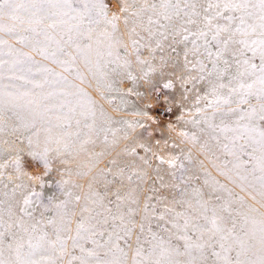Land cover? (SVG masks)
Segmentation results:
<instances>
[{"label": "rangeland", "instance_id": "1", "mask_svg": "<svg viewBox=\"0 0 264 264\" xmlns=\"http://www.w3.org/2000/svg\"><path fill=\"white\" fill-rule=\"evenodd\" d=\"M68 3L71 7L51 9L60 14L46 17L42 25L56 22L48 34L62 41L63 51L50 42L41 54L43 45H36L35 34L17 22L5 21L9 27L16 25L13 33L0 32V40L5 41L0 44V84L10 86L6 91L28 94L15 103H0V215L5 221L0 225V259L19 264L16 243L23 244L22 259L41 264H82L88 251H96L103 259L108 248L118 246L122 264L137 260L148 264L152 246L158 242L153 234L179 246L181 255L173 257L179 264L189 260L225 264L226 255L235 264L241 243L248 252L239 258L257 259L259 229L264 223V172L254 144L221 131L225 125L236 127L238 114L228 113L223 103H214L210 89L218 81L215 75H207L212 62L191 51L196 40L204 52L203 39L191 35L201 25L184 24L182 11L171 21L160 20L166 28L157 31L158 26H151L156 35H150L147 17L151 12L136 18L140 23L135 25L132 13L146 3L159 6L161 0ZM125 5L127 12L122 11ZM202 16L201 11L197 19ZM38 39L44 41L43 33ZM76 44L81 48L92 44L87 59L77 52ZM210 50L215 52L216 46ZM67 53L76 59L60 63L70 60ZM225 58L232 63L223 80L227 83L236 65L230 55ZM200 60L207 65L204 72L193 67ZM252 62L259 64V56ZM219 67H224L222 61ZM41 96L49 98L40 106L26 103L30 97ZM48 129L53 137L63 135L64 141H49ZM172 158H176L175 166L168 163ZM132 189L138 204L128 199ZM145 203L156 208V214H147L148 220L142 219ZM165 204L176 213L192 215L193 223L205 224L202 216L215 218L222 231L210 241L207 233L198 240L199 233L190 225L186 234L191 241L208 243L202 250L191 249L189 255L185 242L177 239L185 233L172 228L168 216L158 219ZM9 205L11 215L6 211ZM129 207L138 211L132 213L134 223L125 225L119 216L127 214ZM177 219L183 224V218ZM88 264L96 260L90 258Z\"/></svg>", "mask_w": 264, "mask_h": 264}, {"label": "snow or ice", "instance_id": "2", "mask_svg": "<svg viewBox=\"0 0 264 264\" xmlns=\"http://www.w3.org/2000/svg\"><path fill=\"white\" fill-rule=\"evenodd\" d=\"M182 5V7H181ZM71 7L68 0H0V32L13 33L15 31L16 25L9 27L6 24L7 21L17 22L19 26H27L26 31H31L37 37L36 45H43L41 54H45L47 51V46L50 42H54L58 46V51H63L59 48L61 44L60 39H56L54 36L48 34L50 29L56 27V22L42 27L44 19L46 17H55L60 13L51 11L53 8H64ZM200 9L198 11L197 9ZM103 8V5H101ZM122 11L127 12L128 7L125 5ZM151 12V15L147 17L148 28L150 35H156V32H152L151 26H158L159 28H166L167 25L161 24L160 20L171 21L173 15L180 16L181 12H184V16L181 17L184 24H200L198 30L191 35L195 36L197 39H203L204 41V52H200V46L197 45L196 40H193V49L191 50L193 54L196 55H206L212 62V69L207 73V75H215L218 83H214L211 86V93L215 95L214 103H223L227 106L228 113L238 114L236 127H229L225 125L221 128L222 132H233L235 136L232 138L234 140H245L248 143L254 144L256 147L253 148V152H258L259 155L256 157L261 171L264 172V0H204V3L197 4L193 0H176V3H172L171 0H161V3L156 4H145L141 8L132 13L133 24L140 23L136 18L140 17L145 12ZM201 11L203 16L200 20L197 18L201 17ZM225 12L231 13L225 15ZM240 13L237 17L234 14ZM106 15V13H103ZM155 17V19H153ZM113 19H118V17H113ZM220 20H224L225 23H220ZM239 20L238 24L234 25V21ZM127 22V21H126ZM185 32L188 31L187 28L183 29ZM136 28H132V32H135ZM43 33L45 39L40 41L38 38ZM211 33V39L209 40V34ZM23 39H27L23 37ZM71 39V37H69ZM91 39V36H89ZM187 39V37H185ZM5 43V41L0 40V44ZM137 41H133V44ZM216 46V51L213 52L210 49ZM77 52L83 55L86 59L89 53L93 50L92 44L87 45L85 48H81L79 44H76ZM248 53L252 55L249 56ZM27 55V54H24ZM55 56V53H51ZM70 60L59 61L62 64H68L76 59L71 53H67ZM226 55H230L234 58V63L236 65V71L231 75V78L227 83H224V77L228 75L229 69L232 67V63L225 58ZM259 56L260 63H253L254 57ZM223 62L224 67L220 68L219 65ZM3 62L0 61V66ZM199 67L201 72H204L207 65L203 60L198 61V64H194L193 67ZM202 79L204 77H201ZM2 79V76H0ZM40 85H38L39 87ZM170 86V85H168ZM10 87L8 85L0 84V103L7 100L9 103H15L28 94H19L6 89ZM226 90V94L222 92ZM51 94H49L50 96ZM49 96L41 97H30L26 100L28 105L40 106L43 100H47ZM256 103H251L252 100ZM236 103V107L233 108L231 105ZM242 105H247V107H242ZM211 106V105H210ZM47 109H45L46 111ZM219 111V108L217 109ZM241 121H247L241 124ZM77 124L80 121H76ZM86 127L91 128V125H86ZM49 135L47 139L49 141L55 140L57 144L64 141L65 137L63 135L59 137H53L51 134V129L47 130ZM71 135V134H66ZM195 138V137H193ZM67 147V143H64ZM227 147V145H225ZM243 147V145H241ZM252 155V153H249ZM162 159V158H161ZM145 163H147L145 161ZM170 165L175 166L176 158L168 160ZM146 175V174H145ZM143 177L138 176L137 179H142ZM131 180V176L128 177ZM262 184H264V178H262ZM139 188V185L137 186ZM136 189H132L128 193V199L131 200L132 204H138L139 201L134 198ZM77 200L80 199L79 196L76 197ZM117 199H122L117 196ZM151 199V198H149ZM25 204L28 200L25 199ZM119 208V206H118ZM191 208V205H189ZM87 210V208H85ZM6 211L9 215L12 214V208L9 205ZM138 211L136 208L129 207L127 214H121L119 219L126 225L127 223H134L132 218V213ZM143 211L146 215L142 218L148 220V213L156 214V208L150 203H145L143 206ZM174 214V215H173ZM30 215V213H29ZM168 216V223L172 228L178 229L184 232V235L177 237L178 240L184 241L185 252L190 255V250L193 248L203 249L205 244L208 243L214 236L222 231V229L217 224L215 218L209 219L207 216H202V219L206 222L205 224L193 223L195 219L192 215H185L183 213H176L173 208H170L167 204L164 205L163 212L158 214V219L164 221L165 217ZM177 217L183 218V224ZM112 219H117L116 216H112ZM5 223L3 216L0 215V225ZM22 223V222H21ZM107 223V219L104 220ZM208 224L211 227H208ZM199 233L198 240H203L205 234H208V241L204 243H193L191 237L188 236L187 230L189 226ZM83 228V223L80 224ZM95 226H93L94 228ZM144 225H140L141 231H143ZM166 231H171V229L165 228ZM27 231V229H25ZM131 231V229H127ZM259 256L257 259H240L239 257L247 256L248 249L244 247L241 243V250L238 252V258L235 260V264H264V223L261 224L259 229ZM95 235V231H92ZM102 235V233H101ZM154 235V239L158 242L152 246L150 258H148V264H179L178 261L173 259L174 256L181 255L179 246H172L171 242H165L163 238H157ZM3 233H0V237ZM227 237L222 236L221 239H226ZM93 243H96L93 240ZM29 245H31V240H29ZM107 245H97V247H106ZM223 248L224 245L221 244ZM23 248L22 243H16L14 248V254L19 261V264H41L40 260H24L21 258V249ZM9 249L13 250V246L10 244ZM82 252L85 251L83 248ZM117 252H122L121 249L117 248L113 250L108 248L106 256L101 259L100 255L92 250L88 251L87 255L83 258L82 264H88L90 258L96 260V264H122V261L117 256ZM255 254V253H253ZM3 255V251L0 250V256ZM141 252L139 249L136 251V256L139 257ZM219 255V253H215ZM154 258V259H153ZM225 264H233V261L226 255L224 258ZM0 264H12L11 261H5L0 259ZM136 264H144V261L137 260ZM188 264H192L189 260Z\"/></svg>", "mask_w": 264, "mask_h": 264}]
</instances>
